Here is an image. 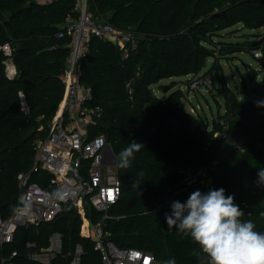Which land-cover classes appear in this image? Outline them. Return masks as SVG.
Wrapping results in <instances>:
<instances>
[{
	"label": "trees",
	"instance_id": "1",
	"mask_svg": "<svg viewBox=\"0 0 264 264\" xmlns=\"http://www.w3.org/2000/svg\"><path fill=\"white\" fill-rule=\"evenodd\" d=\"M74 5L75 0H0V47L9 43L14 49L12 62L17 70L14 79L6 77V57L0 49L1 218L14 213L17 174L31 170L34 144L45 137L46 126L61 104V76L70 40L55 35ZM89 7L90 14L117 29H132L139 37L136 48L126 55L114 44L92 38L79 65V82L91 89L93 104L102 109L91 136L103 134L117 159L130 141L144 146L130 166H120L118 159L121 193L108 211L111 218L104 221L110 240L121 249L149 252L159 264L172 257L177 264H198L197 246L168 229L165 213L171 211L172 201L183 202L196 189L219 187L234 194L243 218L252 219L256 229L264 231V185L258 178L264 168V106L249 116L243 143L235 145L228 137L216 136L228 135L237 119L234 101L242 98L238 100L229 89H222L225 113L210 124L184 110L180 89L164 98L153 89L162 90L158 84L164 79L204 80L214 72L220 81L218 60L244 50L251 54L261 50L257 60L264 68V34L246 43L220 40L221 32L236 25L248 30L264 27V0H90ZM210 58L212 66L201 76ZM251 72L248 83L242 81L244 93L256 78ZM19 92L25 95L27 113L19 105ZM188 175L196 177L191 180ZM48 180L43 171L33 173V181L47 189ZM75 214L67 202L53 221L19 227L7 251L20 252L16 264H38L25 257V243L42 248L52 232H59L62 254L80 244L82 264H99L93 242L80 236L81 220ZM87 216L95 223L102 213L89 208ZM64 262L60 255L51 264Z\"/></svg>",
	"mask_w": 264,
	"mask_h": 264
},
{
	"label": "built area",
	"instance_id": "2",
	"mask_svg": "<svg viewBox=\"0 0 264 264\" xmlns=\"http://www.w3.org/2000/svg\"><path fill=\"white\" fill-rule=\"evenodd\" d=\"M38 1L48 3L51 0ZM89 2L75 0L72 11L66 15L61 30L55 35L56 39L70 40L69 55L61 76L64 94L54 117L46 126L45 137L34 144L35 160L31 170L18 173L16 177L19 190L17 204L23 198L29 200V215L22 219L14 213L8 218L0 217V251L3 252L0 264H16L20 252L17 249L7 251V248L13 244L19 227L53 221L67 202L72 205L75 217L81 220L80 236L90 239L93 249L99 253V264H159L149 252L118 248L110 240V232L105 230L104 221L111 218L108 211L119 199L121 183L117 165L111 163L106 151L107 139L103 134L91 136V127L101 118L102 109L93 104L91 89L79 82V65L89 51L92 38L110 42L126 55L128 50L136 48L139 37L132 29H117L103 17L90 14ZM0 49L6 57L5 75L12 80L17 76L12 62L14 49L9 43ZM252 55L259 59L262 51H253ZM126 87L129 88L130 83ZM18 98L21 109L27 113L25 95L19 92ZM38 171L49 176L48 189L33 181V173ZM195 177L188 175L193 180ZM89 208L102 213L99 221L91 222L87 216ZM62 238L59 232H52L45 247L36 248L33 242L25 243V257L38 264H51L61 255L66 259L64 264H82V246L76 244L62 254Z\"/></svg>",
	"mask_w": 264,
	"mask_h": 264
},
{
	"label": "clouds",
	"instance_id": "3",
	"mask_svg": "<svg viewBox=\"0 0 264 264\" xmlns=\"http://www.w3.org/2000/svg\"><path fill=\"white\" fill-rule=\"evenodd\" d=\"M144 148L138 141H130L119 153V164L128 167L135 153ZM264 185V168L258 172ZM234 194H226L223 187L196 189L186 200L171 202L165 213L168 229H175L197 247L198 264H264V231H258L252 219L234 202ZM31 202L26 198L13 206L18 219L29 215ZM264 216V212L261 213ZM162 264H177L175 257Z\"/></svg>",
	"mask_w": 264,
	"mask_h": 264
},
{
	"label": "rangeland",
	"instance_id": "4",
	"mask_svg": "<svg viewBox=\"0 0 264 264\" xmlns=\"http://www.w3.org/2000/svg\"><path fill=\"white\" fill-rule=\"evenodd\" d=\"M262 34H264V27L248 30L242 28L241 25H236L221 32L220 40L226 42L246 43V40H254L258 38V35ZM218 61L221 67L220 81L216 80L217 75L215 72L212 74L214 80L213 83H211L213 80L210 76L207 78L205 77L204 80L200 81L203 82L202 84H200L198 81L199 79L196 76L173 77L160 81L158 85L163 86L162 90H158L157 86H154L153 89L155 95L158 98H164L172 91L180 89L185 95V99L182 101L184 110L194 117H200L207 120L209 124L212 123V121L225 113V100L222 89L226 87L237 96L238 100H240L244 97V90L241 85L242 81L245 80L248 83L250 71H252L251 73L253 74L255 73V79L257 81L264 79V68H262L259 61L247 50L236 52L229 55L227 58L223 57ZM212 63V58L207 60L201 76L210 69ZM171 84H173V88L169 90L168 88ZM164 88H167L166 92H163ZM230 133L228 135L217 134L216 136L228 137V142L232 143L229 139ZM107 145H110V143L108 142Z\"/></svg>",
	"mask_w": 264,
	"mask_h": 264
},
{
	"label": "water",
	"instance_id": "5",
	"mask_svg": "<svg viewBox=\"0 0 264 264\" xmlns=\"http://www.w3.org/2000/svg\"><path fill=\"white\" fill-rule=\"evenodd\" d=\"M167 88H164L163 92H166ZM239 108L237 119L234 127L230 133V141L235 145H241L243 143L242 135L246 127L249 116L255 111L260 110L264 106V79L257 81L255 78L252 80L251 86L245 91L244 97L241 101H234ZM107 154L111 158V163L117 165L118 159L115 156L111 145L106 147ZM76 218V217H74Z\"/></svg>",
	"mask_w": 264,
	"mask_h": 264
}]
</instances>
